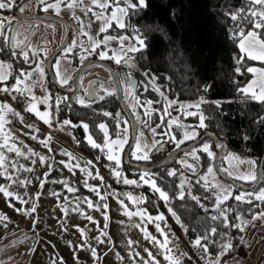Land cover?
<instances>
[{"label":"trees","instance_id":"16d2710c","mask_svg":"<svg viewBox=\"0 0 264 264\" xmlns=\"http://www.w3.org/2000/svg\"><path fill=\"white\" fill-rule=\"evenodd\" d=\"M146 4L147 6L143 9L130 10L128 17L125 18L126 28L112 27L103 33L111 36L125 35L129 38L141 35L145 38L147 46L144 50L129 53L133 63L131 69L127 66L114 68L119 79L125 74H130L135 82L134 94L139 98L140 105H136L135 100H133L136 109L131 110V114L135 122L137 121L136 117L138 118L136 126L141 129L148 127L153 134L152 128H156L157 124H161L160 117L163 114L164 103L161 96L152 90L150 83L151 78L155 77L156 86L159 87L168 100L192 104L202 97L207 101L200 108L206 118L204 122L207 126L196 129L198 136L202 132L210 133L217 140L226 144L224 152L230 150L236 155L255 161L257 167L259 157L264 149V104L244 99L237 91L238 88L244 87L252 76L247 73L238 75L235 72L237 65L234 57L238 55L239 50L236 42L232 39V33L238 23L245 31L250 30L251 26L247 22L232 21L229 15L238 9L247 8L246 0H146ZM256 7L259 8L260 6L257 5ZM40 13L39 8L36 14L40 15ZM36 51L38 57L43 59L45 68L48 57L44 56L46 52ZM12 52L13 49L8 44L0 47V60L11 65V74L6 82L8 87L13 85L21 71L32 66L30 54L29 62L25 63L22 57L13 56ZM61 52L56 56H60ZM99 52L97 49L95 53ZM93 55V53L89 55L81 47H75L72 52L67 54L75 71L83 62L92 59ZM56 56L49 63L55 80L53 62ZM81 56L87 58L82 61ZM257 64L255 61H247L245 66ZM121 68L123 71L120 72ZM45 77L52 124L55 125L65 120H69L75 125L87 124L88 133L101 145L104 143V134L98 127L100 124L106 125L111 138H118V132L121 134L119 138H124L123 129L127 127L128 141L123 153L125 152L131 138L132 129L115 92L112 95L105 96L104 99L94 98L81 105L77 102L76 96L71 97L60 92L51 82L46 71ZM58 84L61 85L59 82ZM93 85L97 84L94 83ZM61 86L71 90L73 88V77L67 84ZM206 88L207 91H205ZM58 95L64 96L65 100L57 103ZM103 95L104 92L101 96ZM148 100L153 101V109L161 108L162 111L159 116L153 112L151 119H149L144 114L145 110L141 105ZM156 101L161 102L156 103ZM216 102H219V107H217ZM179 103L169 109L171 115L165 116L164 123L161 124V127L156 128L154 136L155 138L160 136L161 145L165 150L157 153L156 148H151L149 160L134 161L131 157L132 148L128 155L131 162L146 168L154 167L168 152L183 148L194 141L187 140L177 148L175 142L170 140V136H174L177 141L183 139L184 128L176 125L172 126L169 135H164L165 132H169L167 126L169 119L178 118L185 127L198 125L197 117L182 118L183 115L178 110ZM105 112L111 115L105 116L103 114ZM118 120L120 121L119 127H117ZM27 121L25 120L30 125V122ZM142 121H147V126ZM72 133L76 137V146L81 153L88 156L100 167H107L111 170L114 162L108 161L105 153L101 152L100 149L91 148L84 139L81 127L72 129ZM204 143L210 145V150L213 153H216L220 148L217 147L219 144H216L207 136L201 139L195 147L198 150L199 160L190 159L189 162L187 160L189 164L194 166L195 172L199 171L196 176L191 175L194 173L191 169L179 163L182 154L169 159L159 169L150 173L157 185L169 194V202L166 204L155 194L148 192V188L138 186L137 188L141 190L146 201L140 206L150 214H161L167 212L169 207L172 208L179 217L178 223L177 219L171 215L175 224L191 239L203 236L212 227H217V234L211 237L212 240L216 241L215 244L202 241V243L207 244L209 255L213 260L220 252L221 233H227L232 238L234 245L233 249L221 258V264H227L235 253L241 232L235 228L226 229L219 221L211 219L212 216L217 215V212L214 211L215 194L210 184L207 189L205 188V182L200 180V176L205 174L209 166L213 167V158H209L206 153L199 151ZM161 145L159 146L161 147ZM123 153L119 171L130 178H138L145 173L130 169L123 161ZM170 170H175L176 175L168 176L167 173ZM182 178L185 180V198L183 200L176 198L180 191L177 186ZM263 178L264 161L260 186L252 193L258 192ZM228 187L232 191V196L225 201L222 207L232 209L229 214L230 223H237L235 219L237 214L250 220L253 214L264 211V203L256 200L254 196L246 198L251 200V203L236 201L234 197L244 192L236 190L229 184ZM189 192L191 195L188 194ZM192 196L197 197L199 203L193 200Z\"/></svg>","mask_w":264,"mask_h":264},{"label":"crops","instance_id":"0c3cea01","mask_svg":"<svg viewBox=\"0 0 264 264\" xmlns=\"http://www.w3.org/2000/svg\"><path fill=\"white\" fill-rule=\"evenodd\" d=\"M20 1L12 0L11 8L0 9V21L5 23L11 21V29L6 30L5 34L9 37L15 35L16 39L23 40L25 36L28 37V30L25 28L26 26L18 22L22 18L15 15V7ZM48 2H53V0H48ZM39 8L40 14H42L44 5L40 2L37 4L36 9ZM50 14L56 16L53 10ZM18 26H21L20 31ZM32 38L30 36L28 40H32ZM3 45L5 46L6 43L3 36H0V47ZM8 45L10 46V44ZM0 62L4 61L0 60ZM32 62L31 67L41 63L44 68L41 57L38 59L32 57ZM60 69L61 64H59L57 70L59 71ZM26 70L23 71L27 72ZM13 84H15V81ZM3 86L5 85L0 84V87ZM28 86L37 98L48 97L45 74L42 78L39 74H35L32 79L28 80ZM28 94L25 93L27 97H29ZM7 96L11 98L13 95L7 94ZM0 103L7 102L0 101ZM27 103L28 100L24 104V109ZM12 108L15 112H18L14 107ZM38 108L42 112L47 110L51 113L49 110V99L47 105L38 104ZM25 113L36 122V124L31 122L29 124L34 125L38 131H33L26 127L28 124L25 120L27 121V119L22 114L16 116L8 113L6 115L8 122L5 124L6 132H9L12 136L10 144H15L24 155L17 156L14 151L9 152L6 148L0 149V152H3L7 158L5 164L9 175L12 177V180H9L5 176H0V186L6 187L9 191L27 201V203H21L14 197L5 198L3 193H0V215L7 217V220L0 222V264H49L50 258L51 260L55 259L56 264H60L61 260L63 264H133V260H135V264H142L141 257L147 259L145 248L156 256L160 264H167L163 255L158 253L157 247L144 239L141 228L135 227V225L141 223L140 218L135 216L129 218L123 214L124 208L121 207L120 201L124 202L129 211H136L137 208H142L141 204L133 205L127 199L126 194H131L133 197L142 195H134L129 190L122 192L119 189L120 187L112 185L107 172L110 169L100 167L77 149L76 137L72 133V129L78 127L82 129L81 124L70 123L69 125H64L63 121H61L55 125L51 123L50 127L39 120L33 113L27 111ZM20 117H23V122H21ZM83 134L86 140L87 135L84 130ZM88 135L90 134L88 133ZM32 136H36L37 139H32ZM49 136H51V140L48 146L45 147L40 141ZM0 143H3L2 138H0ZM126 144H124V147ZM29 149L36 155H30ZM65 152L71 153L74 159L70 160L67 155H64ZM104 153L106 155L105 151ZM40 157L45 158L43 164L40 163ZM62 161L70 166L79 164L80 167H72L71 171H69V168L64 167V164L61 163ZM88 161L92 162L91 165L88 164ZM13 164L19 169L18 171L12 167ZM21 165L24 167L20 168ZM49 165L52 166L51 169ZM27 168H31L32 171H26L25 169ZM81 169L85 171H81ZM0 171H3V169H0ZM88 172H91L92 176H88ZM97 172H99L100 177H103L102 181L92 178ZM46 173L47 175H45ZM140 177L141 175L138 178L126 177L121 172L119 179L135 180L138 182L137 185L130 187H146L148 192H152L159 198V194L155 193L149 185L144 184ZM19 181H25V183L22 185ZM41 181H44L43 187H41ZM85 181H87V185L98 188L100 194L105 196L106 199L102 201L99 196L90 191L89 187L85 186ZM63 182H67V185L74 188L75 191L69 192ZM52 193H56V195ZM85 198L94 204L108 205L106 210L109 217L107 227H105L104 220L105 209L101 207L100 211H96L88 208L87 204L83 202ZM33 203H35L36 209L30 215H25L16 210L31 209ZM77 205L80 209L79 212L73 211ZM62 208L67 209V214L61 210ZM80 212H83L84 215L82 216ZM148 214L152 216L158 215L150 214L149 212ZM86 216H92L95 222L89 221L85 218ZM33 221H36L35 226ZM159 223L163 228L162 221ZM142 227H146L151 235L163 241V237L156 231L154 224L145 222ZM78 228L84 230L85 236H81L77 230ZM101 231L107 233L106 236L101 237L104 243H98L96 240V237L100 236ZM241 236L244 237L247 244L242 245L239 239L237 246L240 248L241 253L235 252L227 264L233 257H239L242 263L248 259V264H260L262 258H264V239H261V237H264V221H255L254 226H249L246 232L241 233ZM129 240L135 242L131 251L139 252V257L130 258ZM80 245H85V247L81 248L79 247ZM91 248L96 249V259L92 257ZM117 254H119L120 259H117Z\"/></svg>","mask_w":264,"mask_h":264},{"label":"snow or ice","instance_id":"6c2138e0","mask_svg":"<svg viewBox=\"0 0 264 264\" xmlns=\"http://www.w3.org/2000/svg\"><path fill=\"white\" fill-rule=\"evenodd\" d=\"M41 4L44 5L43 10L47 12L49 9H52L57 16L60 15L61 12V6L63 5L68 10H73L76 8H81L83 5V0H53V2H48V0H39ZM247 8H241L238 9L234 13H230V18L232 21H240L241 23L247 22L251 27L250 30L245 31L243 27L238 23L236 25V29L232 33V39L236 42V46L239 50L238 55L234 57L235 63L237 67L235 68V72L238 75H244L245 73L251 74L252 78L248 81V83L244 87H240L237 89L238 93L241 94V96L244 99H250L252 101H255L257 103L264 104V67H256V66H245L247 61H256L260 64L264 65V0H246ZM91 7L84 6L81 10L85 11V14L92 13V15L95 17L97 21L101 22V27L99 28V33H105L107 32L108 28H110L113 23H115V26L120 29H124L127 27L125 18L128 17L130 10H139L143 9L147 6L146 0H90ZM260 6L257 8L256 6ZM12 7V0H0V9H8ZM94 9H99V11H94ZM111 9V12L109 13L108 10ZM20 11H23V8L21 7ZM73 19L80 22V18L78 16H75L73 14ZM90 27V25H89ZM11 29V21H7L5 23L4 21H0V36H3V39L6 44H10L12 49H19V52L13 51V56H22L23 61L25 63H28L30 60V53L31 57L33 58H39L38 53L36 50L32 49V46L30 43H28V37L25 36L23 40L16 39V36L13 35L9 37L5 34L6 30ZM79 35L81 36H87L88 37V44L87 46L83 42H79L77 40H72L71 44L64 48L62 51L67 54L69 52H72L73 48L79 46L81 47L85 52H88L89 55L92 53H95L98 48L103 44L105 48H107L109 42L113 40L119 41V50H113L112 56H108L107 51H100L98 53L99 58L101 60L104 59H113L117 64L123 63L126 65L129 69L133 67L132 57L128 56V53H136L144 50L146 48V42L145 38L141 35H136L133 39L135 40V43H129L127 46L124 44L126 40L129 38L127 36H108L105 35L102 40H96L93 39L91 35L87 31H85V26L82 22H80V31ZM90 49V51H89ZM66 58V56H65ZM86 56H81V60L83 61L86 59ZM60 60L56 61V67L59 68ZM11 68L10 64L0 62V84H4L5 86L0 87V92L7 93L11 95L13 92L19 93L20 95H24L26 92L30 93L31 88L28 86L26 81L33 78L35 74H39V76L42 78L44 75V68L42 67L41 63H37L35 67L32 69V71L25 72L21 71L19 75L15 79V84L9 88L6 85V81H8L10 72L9 69ZM147 75V73H145ZM57 76L60 77L59 71H57ZM155 77L151 78V85L152 90L157 92L164 103V109L163 114L160 117L161 124L164 123V117L170 116L171 113L169 112V109L173 107V105L178 104L179 102L176 100H168V98L165 96V94L160 91L159 87L155 84ZM61 85L67 84L68 80L60 78ZM122 86L124 87L125 91L128 93L129 96L132 97L133 100H135L136 105H140L139 98L135 96L134 94V87L135 82L133 81L130 74H125L124 78L120 81ZM147 90V89H146ZM115 90H104V95L100 96V99H104L105 96L112 95ZM207 91V88L205 89ZM13 99H16L14 96ZM28 100L27 106L25 108V111L29 113H33L39 120L43 121L44 124H47L51 127V113L47 110L40 111L38 108V104H45L47 105L49 97L45 96L43 99H39L34 95H31L30 97H26ZM78 103L81 105L85 104L84 99L78 98ZM161 101H156V103H160ZM59 103V101H58ZM203 103H207L202 97L200 100H198L195 103L192 104H184L179 103V111L183 113L184 116H193L197 117L199 120L198 125L195 126H187L185 127L183 124L180 123L179 119H169L167 121V126L169 128V132H165L164 135H169L171 128L173 125H176L178 127L184 128L183 133V139L176 140L174 136H170V140L174 141L176 144V147L179 148L181 144H183L187 140H196L198 136L197 128H205L207 125L205 124V116L200 111L201 105ZM153 101H144L143 106L144 107V114L151 119L152 113L155 111V109L152 108ZM217 107H219V102H216ZM135 106V105H133ZM189 109H195V111H189ZM8 113H12L13 115L20 116V113L15 112V110L7 103H0V138H2L3 143H0V149L6 148L9 152H15L17 156L24 155L20 151L19 148L15 146V144H10V141L12 140V136L9 132H6L5 130V124L8 122L6 120V115ZM105 116L111 115L108 112L103 113ZM119 116V114H117ZM21 122H23V117H20ZM64 125H69L71 122L69 120L63 121ZM120 121H117V127H119ZM125 123H127L125 121ZM142 123L147 126V121H142ZM161 124H157L156 128L161 127ZM85 132H88V125L83 124L82 125ZM26 127L32 129L33 131H38V129H35L34 125H26ZM99 129L104 133V143L103 145L98 144L91 135L86 136L87 143L91 146L93 149H100L101 152H104L105 149H107L106 152V159L110 162H114V165L111 167L112 175L116 178L121 177V172L119 171L120 165H121V159L119 153L123 150L124 144L127 143V128L123 129V132L125 133L124 138H119L120 133H117V139L112 140L110 139L108 135V130L105 124H100ZM156 128H152V132L155 135ZM143 135V133H140L138 137H136V145L135 149L132 152V157L136 160H149V151L151 149H148L147 151V145H144L140 142V137ZM32 139H37L36 136H32ZM51 140V136L47 137L44 140H41L40 143L44 145L45 147L48 146V143ZM157 144H159V141H154L152 148H156ZM217 147H222V145H217ZM197 149L193 148L190 153H185V156H191L193 160L198 161L199 156L197 155ZM199 151H202L207 154L209 158H213L215 156V153H213L210 150V145L208 143H204L202 147L199 149ZM30 155H36L32 152L31 149L28 150ZM64 155H67L69 159H74L72 157L71 153L65 152ZM27 158V157H26ZM6 157L3 154V152H0V169H3V171H0V176H5L9 180H12L11 175H9L7 171V165L5 164ZM40 163L43 164L45 162L44 157H40ZM225 160H227L229 163L232 162H240V163H248L255 167V161H242L240 157L234 155V154H226L224 157ZM35 163V161H33ZM64 164V167L69 168V171H71L72 167H80L79 164H75L70 166L68 163L61 162ZM91 161H88V164L91 165ZM182 165L188 167L193 172H195V168L192 164H189L186 159H181L179 161ZM12 167L16 169L17 171L19 169L16 168V165L13 164ZM24 166L21 165L20 168H23ZM51 165H49V168L51 169ZM26 171H32L31 168L25 169ZM229 176H233V173L228 171L227 168L223 169ZM81 171H85L84 169H81ZM47 175V173L45 174ZM88 176H92L91 172L87 173ZM168 176H175L176 172L175 170H170L167 173ZM182 175V174H181ZM208 176H212L213 180H215V173L213 170V167L209 166L207 169V174L200 177V180L205 181V188L207 189L209 187V181ZM94 179H100L103 180V177L99 176V172L96 173ZM234 179L244 180V181H256L257 176L255 172H249L245 175H239L234 176ZM140 180L143 181L144 184L149 185L151 189L159 194V199L163 200L166 204L169 202L170 197L167 192L162 190L156 183L154 179H152L151 174L148 172H145L143 175H141ZM15 182V181H13ZM30 183V181H28ZM123 184L125 185H137V181L135 180H129L127 178H124L122 180ZM20 184H24L25 181H19ZM44 181H41V187H43ZM65 184V187H67V190L69 192H74L75 189L72 187H69L67 185V182H63ZM85 186L89 187V190L94 192L97 196L100 197V199L103 201L106 199L105 196H102L99 192L98 188L91 187L87 185V181H85ZM185 180L182 178L180 184L177 186L180 191L177 195V199L183 200L185 198ZM210 187L213 189L215 194V204H214V211L217 212V215H214L211 217L213 221H219L220 224L224 228H235L238 229L241 233L246 232V229L249 226H254V222L257 220L264 221V212L255 213L251 216V219H245L242 215L237 214L235 219L237 223H230L229 222V214L232 212L231 208H225L222 207L224 205L225 201H227L231 196L232 193L228 188H222L218 183H211ZM0 193H3L5 198L14 197L15 199L19 200L21 203H27V201H24L20 196L14 194L13 192L9 191L6 187L0 186ZM53 195H56V193H52ZM191 195V193H188ZM127 199L133 204V205H140L145 203V198L143 196H137L133 197L131 194H126ZM258 201H261L264 203V188H261L258 193H241L240 195L235 196L236 201L241 202H247L251 203V200L246 199V197H252ZM193 200L197 201L199 203V200L197 197L192 196ZM84 203L87 204L88 208L95 209L96 211H100L101 207L105 209L104 212V220H105V227H107V221L109 219L107 215V204H94L92 201L88 200L87 198L84 199ZM121 207L124 208V215L131 217H139L141 223L135 225L137 228H141V231L143 232L144 239L148 240L150 243H152L154 246L157 247L158 253L160 255H163V258L165 261H167V264H181V256H186V253H181V256H177L175 252L173 251V248L170 247L172 241L169 239L168 233L164 231V228L161 227V224L159 222L165 221V216L163 213L158 214L156 216L149 215L146 209L143 208H137L136 211H129L127 206L124 204L123 201H120ZM79 205V202H78ZM73 211H80L79 206ZM11 206V205H10ZM36 205L33 203L32 208L25 210V209H16L18 212H22L25 215H30L32 212H35ZM62 211L67 214V209L62 208ZM169 213L177 219V222L179 223V217L177 216L176 212L172 210V208H168ZM80 214L83 216L84 213L80 212ZM86 219L89 221H93L92 216H86ZM7 220L6 216L0 215V222H3ZM148 224H154L156 231L160 233V235L163 237V241L157 239L155 236L151 235V233L148 232L146 227H142L144 223ZM36 221H33V224L35 226ZM6 226V225H5ZM165 227H167V224L165 222ZM183 227V225H182ZM81 236H85V232L83 229H77ZM187 231V229H185ZM217 234V227H212L209 232H207L203 236H197L193 241H191V244L194 248H199L203 251V253L208 254L209 248L207 244L202 243V241H209L213 244L216 243V241L212 240L211 237L215 236ZM107 233L104 231L100 232V236L96 237V240L98 243H104L103 239L101 237L106 236ZM222 240L219 244L220 252L216 255L214 260H209L208 264H221V258L225 255H227L234 247L232 243V238L228 236L227 233H221ZM261 239H264V237H261ZM135 243L132 240L128 241V247L130 249V258L133 257H139V252L131 251L132 245ZM240 243L242 245H246L247 242L245 241L244 237L241 236ZM71 246V245H70ZM250 246V245H248ZM79 247L83 248L85 245H80ZM92 257L94 259L97 258V253L95 248L90 249ZM144 251L147 253V259H144L141 257L142 264H160V262L157 260L156 256L149 251L147 248L144 249ZM117 259H120L119 254H117ZM53 264H56L55 261H53ZM60 264H63V261L61 260ZM133 264H135V260H133Z\"/></svg>","mask_w":264,"mask_h":264},{"label":"rangeland","instance_id":"374dc122","mask_svg":"<svg viewBox=\"0 0 264 264\" xmlns=\"http://www.w3.org/2000/svg\"><path fill=\"white\" fill-rule=\"evenodd\" d=\"M39 3V0H29V2L23 6V11L20 12V14H25L24 15H36L37 13V4ZM84 6H88L91 7L92 5L90 4V0H83V5L81 6V8H76L73 10H68L67 8H65L63 5L61 6V12L59 15V19H63L65 21H69L68 23L71 26V35L72 37L70 38L69 44L66 46L68 47L71 44L72 40H77L79 42H83L86 46L88 44V37L87 36H81L79 35V31H80V22L83 23V25L85 26V31H87L89 33V35H91L93 37V39L96 40H102L103 37L106 34L103 33H99V28L101 27V22L97 21L95 19V17L92 15V13H87L85 14L84 10H81ZM50 11V12H49ZM52 9H49L47 12H43L42 15H46V16H52L51 13ZM94 11H99V9H94ZM108 12H111V9L108 10ZM73 14L75 16H78L80 18V22L76 21L73 19ZM57 17V15H56ZM18 20V19H16ZM18 22L24 26H26L25 28L28 30V38L31 36L32 38V42H31V46L33 49L35 50H42L44 52L48 53H52L53 51H55L61 44V42L64 41L65 36H66V32L67 30L64 28V26L61 23H56L54 21L51 20H47V19H19ZM90 25V27H89ZM19 27V31H20V27ZM112 27H116L115 23H113ZM17 35V33H16ZM111 36V35H108ZM113 37L115 36H125V35H112ZM129 38V37H128ZM129 43H135V40L133 38H129L128 40H126L124 42V44L127 46ZM65 47V48H66ZM79 47V46H77ZM119 41L117 40H113L111 42H109L107 48H105V46L102 44L100 46V48H98L99 51H107L108 56H112V51L113 50H119ZM40 48V49H39ZM90 50V49H89ZM13 51H16V49ZM68 54V53H67ZM67 54H65L63 51L61 52L60 56H56L55 61L53 62V71L55 73L56 76V80L60 83V78L63 79H67L68 81L75 76L76 72L75 69L72 68L71 65V61L70 58L67 56ZM66 56V58H65ZM129 56V53H128ZM60 60V64H61V69L59 70L60 73V77L57 76V69H56V61ZM256 62V61H255ZM257 65H252V66H256V67H264V65L260 64L259 62H257ZM34 67H30L28 68L26 71H32ZM44 74H45V68H44ZM122 80V79H121ZM90 81H94L97 85H92L91 89H92V96L93 98H99L101 96V94L104 92V90H114V86L112 81L109 78V75L107 73V71L98 66V65H88L87 67H85V69L82 71V73L80 74L79 77V82H78V88H79V92L78 94H76V100H78V98H82L84 99V101H87V95L88 94V90H89V82ZM26 83L28 84V81H26ZM61 84V83H60ZM71 89V88H70ZM47 94L48 91L46 90ZM27 93V92H26ZM28 94V93H27ZM29 97L31 95H33L32 91L28 94ZM121 97L123 102L128 106L129 110H134L136 109V107H133V99L131 96L128 95V93L125 91L124 87L121 84ZM65 98L64 96L58 95L56 102L58 103L61 101H64ZM135 105V103H134ZM179 109V106H178ZM25 109H23V112ZM49 110L51 111V108H49ZM189 111H195V109H189ZM182 115L183 113L181 111H179ZM52 117V115H51ZM183 117H188V116H184ZM137 119V123H138V118ZM199 123V120H198ZM83 124H81L82 126ZM82 129L84 130L83 126ZM108 130V129H107ZM85 131V130H84ZM137 137L140 135V133H143V135L140 137V142L144 145H147V149H145L146 151L148 149L152 148L153 142L156 141L154 140V134L151 133L150 129L148 127H145L143 129H141L139 126L137 127ZM86 135H88V133H86ZM109 135V134H108ZM110 137V136H109ZM128 137V136H127ZM112 140H115L117 138H111ZM128 140V139H127ZM135 145H136V141L134 143L133 146V150L135 149ZM124 149V146H123ZM192 150V149H191ZM191 150L182 153L180 159H192V157L189 156H185V153H190ZM123 151V150H122ZM122 151L119 153L120 158L122 157ZM105 152H107V149H105ZM150 153V151H149ZM234 154L232 151L230 150H226L219 159V169L220 171L230 180H232L233 182H235L238 186L244 187V188H248V187H252V184L255 181H244V180H239V179H234V176H239V175H245L248 174L249 172H255L256 174V165L253 168L252 165L244 162V163H240V162H232L229 163L227 160L224 159V157L226 156V154ZM132 154V153H131ZM238 157L241 158L242 161H252L250 159L241 157L239 155H236ZM132 157V155H131ZM133 160H136L132 157ZM227 168L228 171L233 173V176H229L223 169ZM214 170V168H213ZM109 178L113 181H115V185L119 186H126V187H130L132 185H125L123 184L122 180L124 179H118L116 177H114L112 175L111 170L107 171ZM215 180H213L212 176H208V181L209 184L211 183H218L222 188H228L230 191L231 189L228 187V184L223 181L215 172ZM207 174V170L205 171V174H203L202 176ZM201 177V176H200ZM119 181H121L119 183ZM202 182H205L203 180H201ZM261 188H264V178L262 180V184H261ZM260 189L258 190V192L260 191ZM257 192V193H258ZM232 193V191H231ZM247 193V192H244ZM241 193L237 194L240 195ZM247 198V197H246ZM53 261H55V259L50 258L49 260V264H53ZM36 262H37V258H36ZM35 264V263H34ZM229 264H248V259L244 260L243 263L242 261L239 259V257H233L230 261ZM260 264H264V258H262Z\"/></svg>","mask_w":264,"mask_h":264},{"label":"water","instance_id":"95a60500","mask_svg":"<svg viewBox=\"0 0 264 264\" xmlns=\"http://www.w3.org/2000/svg\"><path fill=\"white\" fill-rule=\"evenodd\" d=\"M28 1L29 0H21L19 2V4L15 7V15L17 17L22 18V19H47V20H52V21H55V22H60V23L65 24V26L67 28V32H66V36H65L64 41L60 44V46L55 51H53L49 55V57L47 58V60L45 62V71L47 73V76L50 78L51 82L55 85V87L60 92H63L65 94H67V95H70L71 97H75L76 94H78V92H79L78 82H79L80 74L83 71V69L85 67H87L88 65H101V66L105 67L110 72V74L112 76V79H113V82H114L115 89H116V96H117L118 102H119L120 106L123 108V110L126 112L127 117L129 119V122H130V125H131V129H132L131 138H130L129 144H128V146H127V148H126V150H125V152L123 154V161L130 169H132L133 171H136V172H148V173H151L154 170L159 169L170 158L195 148L198 145V143L201 141V139L204 136H207L208 138H210L216 144L222 145V147H220L218 149V151L215 153V156L213 157V163L212 164H213V168H214L216 174L223 181H225L226 183H228L229 185H231L232 187H234L238 191H241V192H255L257 190V188L260 186V183H261L262 164H263V161H264V149H263V151H262V153H261V155L259 157V160H258V163H257V167H256L257 180L253 183L252 187L244 188V187L238 186L235 182H233L232 180L227 178L220 171V169L218 167V158L224 152V150L226 149V144L224 142H221V141L217 140L214 136H212L208 132H202L196 138V140H194L193 142H191L187 146H185L183 148H180L178 150H175L174 152L168 154L166 157H164L154 167L146 168V167H142V166H139V165L131 162L128 159V155L130 154V152H131V150H132V148L134 146L135 140H136L137 126H136V122L134 121L133 116H132L131 112L129 111L127 105L122 100L120 83H119V80H118V78L116 76V73L114 72V70L112 69V67L108 63L98 62V61H89V62L84 63L77 70V72H76V74L74 76V80H73V91H71L69 89H66V88L62 87L61 85H59L58 82L55 80L54 76L52 75V72H51L50 67H49V63H50L51 59L54 58L56 55H58L66 47V45L68 44V42H69V40L71 38V34H72L71 33V26H70V24L67 21H65L63 19H59V18L53 17V16H46V15H42V14H40V15H24L22 13L20 14V12H19L20 8L24 4H26ZM31 64H33V62ZM94 83H95L94 81H90L89 84H88L89 90H88V94H86L87 95L86 97H87L88 100L94 99L93 96H92V92L93 91L91 89V87H92V85ZM198 173H199V171L194 172L191 175L196 176Z\"/></svg>","mask_w":264,"mask_h":264},{"label":"built area","instance_id":"2783aa9c","mask_svg":"<svg viewBox=\"0 0 264 264\" xmlns=\"http://www.w3.org/2000/svg\"><path fill=\"white\" fill-rule=\"evenodd\" d=\"M12 97L9 98L6 93L0 92V101H5L9 103L12 107H14L20 114H22L29 122L32 124H36V122L32 119V117L28 116L26 113L23 112L24 104L27 101L26 95H20L19 93H12ZM16 97V99H13V97ZM110 183L114 186L115 181L110 180ZM119 189L122 192L131 191L134 193V195H142L141 190L137 187H126L119 185ZM165 216V221H162V225L164 228V231L168 233L169 239L172 241L170 247L173 248V251L177 256H181V253H186V256H181V264H208L209 260H213L209 253L205 254L203 251L199 248H194L191 244V241H193L195 238H188L184 231L180 229L174 222L171 214L169 211L163 213ZM165 222L167 224V227H165ZM236 253L240 254L241 250L237 246Z\"/></svg>","mask_w":264,"mask_h":264},{"label":"flooded vegetation","instance_id":"af4514ba","mask_svg":"<svg viewBox=\"0 0 264 264\" xmlns=\"http://www.w3.org/2000/svg\"><path fill=\"white\" fill-rule=\"evenodd\" d=\"M52 1V0H51ZM53 17H56V16H54V15H52ZM56 18H59L58 16L56 17ZM69 22V21H68ZM58 23H60V22H58ZM63 26H64V28L67 30V28H66V26H65V24H63V23H61ZM111 28V27H110ZM110 28H108V30L110 29ZM107 30V31H108ZM70 41V40H69ZM28 43H30L31 44V42H32V40H28L27 41ZM62 43V42H61ZM69 43V42H68ZM16 51L17 52H19V49H16ZM51 54V52L50 53H48V54H46V56H48L49 57V55ZM94 55H93V58L92 59H89L88 61H85V62H83L80 66H82L84 63H86V62H89V61H98V62H105V63H108L111 67H112V69L114 70V68L115 67H124V66H126V65H124L123 63H121V64H117L116 62H115V60H113V59H104V60H101L100 58H99V55H98V53H93ZM30 55H31V53H30ZM19 57H22V56H19ZM47 57V58H48ZM53 59V58H52ZM112 63V64H111ZM79 66V67H80ZM98 66H100V67H102V68H104L106 71H107V73H108V75H109V78H110V80L112 81V83H113V86H114V82H113V79H112V76H111V74H110V72L105 68V67H103V66H101V65H98ZM79 68H77V70H78ZM85 69V68H84ZM83 69V70H84ZM77 70L75 71V72H77ZM121 71H123V69L121 68L120 69V72ZM114 72H115V70H114ZM82 73V72H81ZM117 76V75H116ZM117 78H118V76H117ZM124 78V76H122V78H118V80H119V83H120V81H121V79H123ZM73 80H74V77H73ZM94 86V85H93ZM120 88H121V84H120ZM114 92L116 93V89H115V86H114ZM71 91H73V88L71 89ZM88 101V100H87ZM87 101H85V102H87ZM128 107V106H127ZM155 109V114H157V116H159V114H160V112L162 111L161 110V108H154ZM130 112H131V110H129ZM125 112V111H124ZM126 113V112H125ZM127 115V114H126ZM182 118H185V117H182ZM181 120V119H180ZM181 122H182V120H181ZM183 123V122H182ZM154 140H156V141H159V144H157V146H156V150H158L157 151V153H160V152H162L163 150H165V149H163V147H162V142H161V138H160V136L159 137H157V138H155V136H154ZM136 141V140H135ZM159 145H161V147L159 146ZM175 150H173V151H170V152H168L164 157H166L168 154H170V153H172V152H174ZM123 153V152H122ZM124 154V153H123ZM180 155V154H179ZM178 155H176V157H177ZM163 157V158H164ZM175 157V156H174ZM162 158V159H163ZM173 158V157H172ZM161 159V160H162ZM171 159V158H170ZM219 159V158H218ZM160 160V161H161ZM186 160H188V159H186ZM190 160V159H189ZM189 160H188V162H189ZM134 161H145V160H134ZM159 161V162H160ZM213 163V162H212ZM201 168V167H200Z\"/></svg>","mask_w":264,"mask_h":264}]
</instances>
